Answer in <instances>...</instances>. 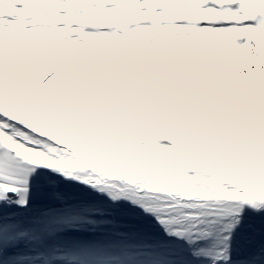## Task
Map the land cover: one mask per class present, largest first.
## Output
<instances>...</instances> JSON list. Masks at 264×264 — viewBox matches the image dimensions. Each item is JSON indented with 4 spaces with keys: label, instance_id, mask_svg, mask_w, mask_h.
Here are the masks:
<instances>
[{
    "label": "snow or ice",
    "instance_id": "obj_1",
    "mask_svg": "<svg viewBox=\"0 0 264 264\" xmlns=\"http://www.w3.org/2000/svg\"><path fill=\"white\" fill-rule=\"evenodd\" d=\"M0 264H264V0H0Z\"/></svg>",
    "mask_w": 264,
    "mask_h": 264
}]
</instances>
